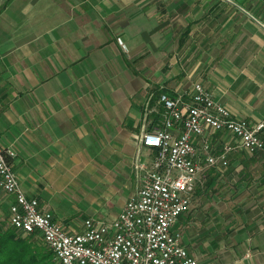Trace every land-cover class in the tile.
Returning a JSON list of instances; mask_svg holds the SVG:
<instances>
[{"label":"crops","instance_id":"0c3cea01","mask_svg":"<svg viewBox=\"0 0 264 264\" xmlns=\"http://www.w3.org/2000/svg\"><path fill=\"white\" fill-rule=\"evenodd\" d=\"M233 2L170 17L151 0H0V146L28 197L59 214L49 189L88 170L137 180L152 151L135 137L162 126L161 93L188 98L200 83L234 117L264 121L263 8ZM13 200L0 195V218ZM176 228L199 264H264V152L206 167Z\"/></svg>","mask_w":264,"mask_h":264},{"label":"built area","instance_id":"2783aa9c","mask_svg":"<svg viewBox=\"0 0 264 264\" xmlns=\"http://www.w3.org/2000/svg\"><path fill=\"white\" fill-rule=\"evenodd\" d=\"M188 96L160 94L162 126L135 137L140 150L152 151L150 164L138 160L135 167L139 190L111 222L88 219L80 233L66 229L39 199L28 197L10 162L14 154L0 146V189L14 198L11 227L41 237L63 264H199L176 228L191 209L198 176L206 167L228 168L235 151L264 152V121L234 117L200 83ZM218 135L231 139L216 152L213 138ZM196 138H201L203 154Z\"/></svg>","mask_w":264,"mask_h":264},{"label":"rangeland","instance_id":"374dc122","mask_svg":"<svg viewBox=\"0 0 264 264\" xmlns=\"http://www.w3.org/2000/svg\"><path fill=\"white\" fill-rule=\"evenodd\" d=\"M224 1L230 3L234 1V7L240 12L254 15V13H257V6H259L263 8L264 13V0L260 2H257L259 0ZM203 3L204 0H151L149 5L152 4L153 8L156 6L159 11L162 9L164 14H170L171 17V15L177 13H183L184 15L205 13L206 9ZM166 9L168 12L165 11ZM157 13L158 15L161 14V12ZM148 109H151V107ZM157 117L162 120L164 119L163 109L160 108V113L157 114ZM154 123L155 121L153 119L152 129L157 125ZM148 128L149 125H146V130ZM224 140H226V137H224ZM215 142V150L219 152L222 136L219 135ZM106 170L109 171L106 172ZM116 170L117 167H98V172L96 173H94L92 169L88 170V172H86L87 174L84 175L85 177L83 176L86 178L84 180L63 183L60 188L61 190L56 191L55 187H51L49 193H55L54 197H52V200H54L53 202L61 206L60 208H58V206L56 207L61 210H66L61 211L59 214L52 213L56 220L58 219L60 224L69 231L80 233L83 231L84 223L88 219L105 222H111L115 219L118 213L121 212L123 206L136 194V191L139 190L141 186L139 179L135 180L134 177L129 175H118ZM2 193L0 189V195ZM4 212L5 215L0 218V221L10 228V213L7 214L6 211ZM20 237L26 236L20 234ZM35 238L41 240L39 236Z\"/></svg>","mask_w":264,"mask_h":264},{"label":"trees","instance_id":"16d2710c","mask_svg":"<svg viewBox=\"0 0 264 264\" xmlns=\"http://www.w3.org/2000/svg\"><path fill=\"white\" fill-rule=\"evenodd\" d=\"M35 237H20L19 232L0 221V264H60L43 239Z\"/></svg>","mask_w":264,"mask_h":264},{"label":"bare ground","instance_id":"6f19581e","mask_svg":"<svg viewBox=\"0 0 264 264\" xmlns=\"http://www.w3.org/2000/svg\"><path fill=\"white\" fill-rule=\"evenodd\" d=\"M60 264H63V263H60Z\"/></svg>","mask_w":264,"mask_h":264}]
</instances>
